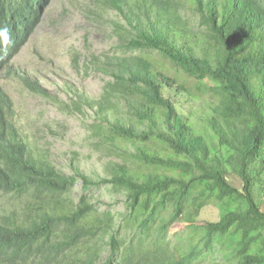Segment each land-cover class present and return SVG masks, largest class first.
Masks as SVG:
<instances>
[{
  "label": "trees",
  "instance_id": "1",
  "mask_svg": "<svg viewBox=\"0 0 264 264\" xmlns=\"http://www.w3.org/2000/svg\"><path fill=\"white\" fill-rule=\"evenodd\" d=\"M53 1L0 0V27L14 38L0 75H20L11 63ZM96 1L123 22L114 25L124 46L92 59L109 80L98 100L80 97L72 110L94 109L93 134L120 161L95 181L75 152L71 174L60 171L23 137L0 88V195L22 205L0 216V264H264V0ZM166 89L188 94L201 120ZM99 186L125 196L123 212L100 211L90 194ZM210 206L219 221L198 225Z\"/></svg>",
  "mask_w": 264,
  "mask_h": 264
},
{
  "label": "rangeland",
  "instance_id": "2",
  "mask_svg": "<svg viewBox=\"0 0 264 264\" xmlns=\"http://www.w3.org/2000/svg\"><path fill=\"white\" fill-rule=\"evenodd\" d=\"M115 22L123 25L114 11L105 10L96 0H54L34 36L11 63L20 75H0V88L15 104L12 121L15 120L30 145L45 153L57 169L67 174H71L72 154L77 152L83 172L95 181L106 176L111 159L120 160L111 156L112 150L110 153L104 149L93 134L94 109L84 103V113L79 114L72 110V104L80 97L98 100L102 95L109 78L95 71L91 61L94 57L103 61L121 52L124 39ZM75 54L80 57L78 69L73 66ZM22 77L38 84L46 95L29 91L20 83ZM165 95L176 102L182 113L193 112L194 120L200 121L203 117L199 104L185 92L166 89ZM232 182L238 188L241 186L235 176ZM90 194L100 211L110 210L116 216L123 212L126 198L110 186L93 188ZM81 195L82 186L78 183L71 197L78 200ZM19 202L15 195H0V216L8 210H20ZM219 219L217 208L210 206L202 212L197 224L203 226ZM187 226L184 222L172 226L171 240L184 234ZM260 228L262 224L257 222L255 230ZM224 261L219 257L214 262L223 264Z\"/></svg>",
  "mask_w": 264,
  "mask_h": 264
},
{
  "label": "clouds",
  "instance_id": "3",
  "mask_svg": "<svg viewBox=\"0 0 264 264\" xmlns=\"http://www.w3.org/2000/svg\"><path fill=\"white\" fill-rule=\"evenodd\" d=\"M12 44H14V38L10 30L0 27V53H6Z\"/></svg>",
  "mask_w": 264,
  "mask_h": 264
},
{
  "label": "bare ground",
  "instance_id": "4",
  "mask_svg": "<svg viewBox=\"0 0 264 264\" xmlns=\"http://www.w3.org/2000/svg\"><path fill=\"white\" fill-rule=\"evenodd\" d=\"M46 8H47V7H46ZM38 16H40V15L38 14ZM38 18H39V17H38ZM41 18H42V17H41ZM37 21H38V19H37ZM40 21H41V20H40ZM36 23H37V22H36ZM37 24H38V23H37ZM37 24H36V25H37ZM33 26H35V25H33ZM37 26H38V25H37ZM33 28H34V27H33ZM35 32H36V31H35ZM29 34H30V33H29ZM28 36H29V35H28ZM28 36H27V37H28ZM29 38H30V37H29ZM27 42H28V41H27ZM21 50H23V49H21ZM18 54H19V53H18ZM0 59H1V58H0ZM5 64H6V63H5ZM7 66H8V65H7ZM9 66H10V65H9ZM10 67H11V66H10ZM7 68H8V67H7ZM0 69H1V68H0ZM10 69H11V68H10ZM11 70H12V69H11ZM14 71H15V70H14ZM14 71H13V72H14ZM3 72H4V71H3ZM20 73H21V72H20ZM1 74H2V73H1ZM12 76H13V75H12ZM10 79H11V78H10ZM2 89H3V88H2ZM6 92H7V91H6ZM14 105H15V104H14ZM12 114H13V112H12ZM14 121H15V120H13V122H14ZM14 123H15V122H14Z\"/></svg>",
  "mask_w": 264,
  "mask_h": 264
}]
</instances>
